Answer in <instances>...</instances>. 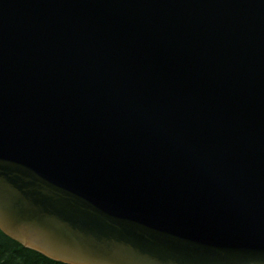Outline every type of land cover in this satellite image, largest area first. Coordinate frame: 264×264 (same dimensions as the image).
<instances>
[{
	"label": "water",
	"instance_id": "obj_1",
	"mask_svg": "<svg viewBox=\"0 0 264 264\" xmlns=\"http://www.w3.org/2000/svg\"><path fill=\"white\" fill-rule=\"evenodd\" d=\"M0 230L67 264H264V0H0Z\"/></svg>",
	"mask_w": 264,
	"mask_h": 264
},
{
	"label": "trees",
	"instance_id": "obj_2",
	"mask_svg": "<svg viewBox=\"0 0 264 264\" xmlns=\"http://www.w3.org/2000/svg\"><path fill=\"white\" fill-rule=\"evenodd\" d=\"M0 264H67L24 246L0 230Z\"/></svg>",
	"mask_w": 264,
	"mask_h": 264
}]
</instances>
